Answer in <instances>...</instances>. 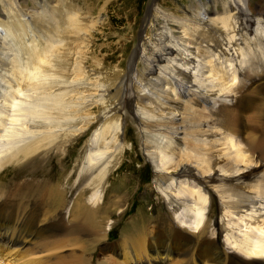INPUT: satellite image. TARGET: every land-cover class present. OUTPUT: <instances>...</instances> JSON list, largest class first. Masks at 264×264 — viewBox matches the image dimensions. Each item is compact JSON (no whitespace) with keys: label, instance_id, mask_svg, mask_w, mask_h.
I'll return each instance as SVG.
<instances>
[{"label":"bare ground","instance_id":"1","mask_svg":"<svg viewBox=\"0 0 264 264\" xmlns=\"http://www.w3.org/2000/svg\"><path fill=\"white\" fill-rule=\"evenodd\" d=\"M190 1L183 19L148 5L150 25L157 13L165 27L148 35V24L143 36L140 30L136 68L132 56L126 73L97 69L90 77L68 61L72 30H84L72 4L37 0V9L25 13L17 0H0V238L6 249L0 264H43L36 253L60 232L89 235V256L97 249L101 264H264V2ZM87 88L102 92L103 111L74 158L81 193L70 207L53 198L58 206L45 216L44 197L55 191L47 182L49 163L68 139L57 128H72V108L80 107L72 96ZM131 125L153 168L144 199L156 215L148 221L141 202L136 215L142 216L110 243L106 236L127 209L128 193L115 205V218L112 210L92 207ZM58 161L62 179L67 167ZM92 175L97 187L88 184ZM12 180H21L15 195L27 198L20 212L11 207ZM34 243L40 247L34 254L17 258L9 250ZM10 256L16 259L9 262ZM72 264H80L77 256Z\"/></svg>","mask_w":264,"mask_h":264},{"label":"rangeland","instance_id":"2","mask_svg":"<svg viewBox=\"0 0 264 264\" xmlns=\"http://www.w3.org/2000/svg\"><path fill=\"white\" fill-rule=\"evenodd\" d=\"M36 1L37 0H17V3L18 5H20L22 10L25 11V13H31L32 11L37 9V6L34 4L36 3ZM59 1L61 0H47V2L51 4L58 3ZM64 1H67L69 4L73 5L78 15H80V17L82 18L81 21L84 27L83 35L77 29L72 30L74 32H72L70 41L67 44V50L69 49L68 52L70 54L68 56V61L70 59V63H74V61L78 62L77 64H79L81 67H84L86 70V74L90 75V77L92 74L91 72L97 69H103L107 73H110L112 71V73H114L116 70L121 69L122 73H126V70L128 69V62L130 60V57L132 56H134L133 68H136L137 60L139 59L140 54H136L134 50H136L137 48L140 49V45L142 44V36L146 33V30H148L147 26L148 24L150 25L151 15L153 14V11L151 10L149 14H146V8L148 5L150 6L153 4H157L160 10L168 12L170 14L169 16H173L176 19H183L186 18L185 10L189 9L191 4L190 0ZM211 3V0H206L207 6H211ZM158 15L159 14L156 13L154 21L151 22L150 27L148 26V35L153 31L157 32L156 30H158V28H160L161 26L165 27V25L161 24V22L159 21ZM139 21L140 26H144V29L141 32L142 36H140L141 38L138 42ZM169 24L172 28H176V25H174L173 22H170ZM131 49L133 50L131 51ZM139 69L137 77L139 76ZM91 92L92 91L87 88V90L82 89L78 95L73 94L72 97L74 99H72V101L79 104L80 106L77 109L72 108V110H77V112L74 113V118L76 120L72 124L71 129L65 127L57 128L56 133H61L65 130L64 132L67 133L68 139L64 147L60 148L63 149V151L60 150L59 152L58 150H56V152H54L52 156L53 159H51L49 163L53 177L50 178L51 180H48L47 182L48 184H50V187L54 186L55 191L52 192L53 197H49L50 199L47 196H45L46 198L44 197L43 204L47 205L44 207L45 216L50 215L54 208L58 206V203L55 204V202L52 201L53 198L55 200L66 201L68 203V206L70 207L75 204V201L80 196L81 192L75 188L76 185L80 183L78 182L80 181V176L75 179L72 172L74 171V158L80 153L84 144L93 135L97 124V117L103 111L101 103L99 101L101 100L102 92H100L99 94H94V92ZM94 101H96V103H94ZM231 123H233L232 119ZM133 127L134 125H131L126 127V129L124 130V132L126 131V133L125 137H123V140H125L127 146L120 154L121 157L118 156V158L111 161L109 171H107V173L104 175L102 184L99 187L101 191L99 190V195L98 197H96V203L94 204L95 207H92L97 208L99 206L98 208H104L102 210L105 212H110V210H112L115 218L116 216H119V214H117V208L119 207H116L115 205L121 202L123 194L128 193L129 203L127 204V209L123 213V216L120 217L117 225H115L112 228V231L108 232L106 236L107 240L110 243H114L116 240H118V238L120 237L121 229L123 228L125 223L128 224V222H130V225L132 221L138 220V218L142 216L141 214H137L139 216L136 215L140 204H142L141 202L145 204L143 208L146 211L145 213L147 214V217H149L148 221L153 222V219L156 215V211L152 207V203L147 202V200L144 199L146 197H144L145 189L151 184L153 179V168L151 167V164L148 163V161L146 162L145 160L144 153L142 152L143 150L139 147V144L137 142V138L135 135L136 130ZM109 154L110 153L108 152L105 153V157H108ZM58 160H61L62 164L66 163L64 164V167H67L68 175L67 177H64L62 179L58 178L60 176L61 168ZM113 165L115 168L113 167ZM259 169L261 171L262 167ZM254 171L255 169L251 170V172ZM0 173L2 172L0 171ZM17 182L20 183L21 180H12L10 183V188L12 189L11 192L13 191L11 193L10 201L12 202L11 207L15 209V211L20 212V209H22L27 202V198L24 199L15 195ZM88 184H90V187H97V177H93L92 175V177L88 180ZM103 184L104 186H102ZM101 187L103 188L101 189ZM119 190L122 191L120 192ZM91 192V189L84 190L83 197H88ZM152 198L151 200H153ZM124 204L126 205V203ZM50 205L52 206V208ZM46 209L49 210L45 212ZM215 217L216 216L214 215L213 219H215ZM90 238L91 237L88 235L87 237L75 239L60 232L56 233V236L44 240V243L46 245L48 244V250L46 249V251L37 252L40 250V247H38L36 243H34L32 246H30L29 244L23 246L10 244L9 250L12 249V253H14V256H18L17 258H19L20 254H26L27 250H30V252H33V254L37 252L36 256H42L43 264H54L55 260L57 261V264H61L60 261L63 262L62 264H72L74 256H77L78 262L80 264H101L103 260L99 261V254L97 249H93L90 252L89 256V249L92 245ZM3 244L4 240L0 238V254L4 250H6L5 248H2ZM45 247H43L42 250H45ZM11 257L12 256L8 257L9 262H12L14 259H16V257H14L13 259ZM113 260L114 259H112V261ZM118 262L121 263L122 260L118 259ZM13 263L15 264L17 262L14 261ZM149 263V261H145L142 264ZM165 264L170 263L166 262Z\"/></svg>","mask_w":264,"mask_h":264},{"label":"water","instance_id":"3","mask_svg":"<svg viewBox=\"0 0 264 264\" xmlns=\"http://www.w3.org/2000/svg\"><path fill=\"white\" fill-rule=\"evenodd\" d=\"M143 28V26H140V21H139V23H138V31L140 32V30ZM133 49H131V51H132Z\"/></svg>","mask_w":264,"mask_h":264}]
</instances>
